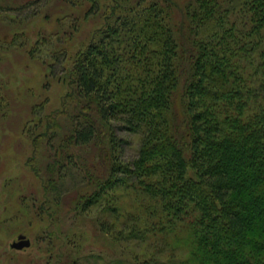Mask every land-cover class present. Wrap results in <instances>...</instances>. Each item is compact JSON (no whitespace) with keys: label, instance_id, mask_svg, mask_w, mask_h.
<instances>
[{"label":"trees","instance_id":"obj_1","mask_svg":"<svg viewBox=\"0 0 264 264\" xmlns=\"http://www.w3.org/2000/svg\"><path fill=\"white\" fill-rule=\"evenodd\" d=\"M86 2L104 25L63 69L60 112L28 131L41 209L51 217L67 186L75 215L111 245L170 235L187 257L177 264H264V0H188L181 28L173 0ZM15 11L0 4V18ZM22 38L0 49L27 47ZM119 133L139 138L135 158Z\"/></svg>","mask_w":264,"mask_h":264},{"label":"rangeland","instance_id":"obj_2","mask_svg":"<svg viewBox=\"0 0 264 264\" xmlns=\"http://www.w3.org/2000/svg\"><path fill=\"white\" fill-rule=\"evenodd\" d=\"M68 1H0L4 7L10 5L15 10H24L0 18L1 41H11L19 34L30 48L41 36L49 38L47 46L34 57L28 54L27 47L0 49V89L5 95L0 108V264H68L69 257L79 264H118L124 260V264H129L132 256L137 255L149 264H177L187 257L182 249L174 251L176 238L170 235L163 238L158 234L143 244L124 243L121 248L108 243L96 222L75 215L76 195L67 186L61 190L60 201L51 198V203L47 204L51 217L50 212L41 209L42 186L27 165L34 150L32 134L28 131L34 128L33 133L37 132L36 125L44 118L60 112L69 91L60 79L63 69L73 56L87 48L95 31L104 25L102 13L89 15L90 4L86 0ZM173 1L174 25L181 28L182 8L188 0ZM11 17L17 22L11 24ZM51 34L60 37L50 38ZM56 52H63L65 58L60 57L51 69ZM61 123L63 127L69 124L65 119ZM118 135L125 139L123 158H135L139 138L124 133ZM47 152L44 147L40 159L43 166L51 161ZM93 157L92 151L88 160ZM126 202L133 211L128 199ZM21 235L31 240V246L23 250L12 248ZM173 255L174 260H170Z\"/></svg>","mask_w":264,"mask_h":264},{"label":"water","instance_id":"obj_3","mask_svg":"<svg viewBox=\"0 0 264 264\" xmlns=\"http://www.w3.org/2000/svg\"><path fill=\"white\" fill-rule=\"evenodd\" d=\"M31 246V240H29L25 235H21L18 238V241L12 244V248L17 250H23Z\"/></svg>","mask_w":264,"mask_h":264}]
</instances>
